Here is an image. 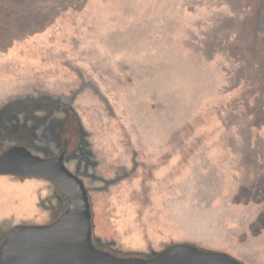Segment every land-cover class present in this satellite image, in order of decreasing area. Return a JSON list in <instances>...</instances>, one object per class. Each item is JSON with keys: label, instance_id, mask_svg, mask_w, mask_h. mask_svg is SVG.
<instances>
[{"label": "rangeland", "instance_id": "374dc122", "mask_svg": "<svg viewBox=\"0 0 264 264\" xmlns=\"http://www.w3.org/2000/svg\"><path fill=\"white\" fill-rule=\"evenodd\" d=\"M4 88L18 92L8 101L46 96L71 108L62 141L69 154L82 140L90 155L78 176L101 247H202L208 227H222L207 209L233 205L240 177L256 186L264 170V0H0ZM9 134L0 129V152L15 144ZM45 136L28 148L56 153ZM65 164L75 171V159ZM0 179L11 180L6 191L17 183L4 194L15 202H0V239L66 206L48 180L37 178L49 195L32 208L26 178Z\"/></svg>", "mask_w": 264, "mask_h": 264}, {"label": "water", "instance_id": "95a60500", "mask_svg": "<svg viewBox=\"0 0 264 264\" xmlns=\"http://www.w3.org/2000/svg\"><path fill=\"white\" fill-rule=\"evenodd\" d=\"M0 175L48 180L66 201L50 222L12 226L0 241V264H244L227 252L189 242L170 243L146 255H122L99 247L88 189L66 166L62 152L42 156L25 145H11L0 152Z\"/></svg>", "mask_w": 264, "mask_h": 264}, {"label": "crops", "instance_id": "0c3cea01", "mask_svg": "<svg viewBox=\"0 0 264 264\" xmlns=\"http://www.w3.org/2000/svg\"><path fill=\"white\" fill-rule=\"evenodd\" d=\"M16 91L15 89L12 91L7 88L1 90L0 104L7 102L14 96V93L17 94L18 92L16 93ZM27 178L21 184H27L31 187V190L25 196L24 201L30 204L32 208L34 205L38 207L42 201L41 199L49 195V187L41 183V181H37L40 179ZM242 178L240 177L239 188L236 189H241V196L237 202L235 200L233 205L228 206L225 201L224 204L215 205L207 209L210 210L209 213H213L216 210L215 212L218 213V218L222 222V227L216 229L208 227L207 233H209V237L202 239L207 241V244L202 247L227 252L244 264H264V211L261 210L264 203V170H260V174L250 180L251 183H257L256 186H248V179L242 181ZM10 181L8 179H0V188H4L6 184L11 183ZM13 182L16 184L14 185L15 187H11V190L7 191L4 188V193L3 191L0 192V202H15V199L7 198L16 192L17 183ZM243 182L246 185H243ZM222 192L226 197L229 194V188L224 187ZM5 193H8L7 197L4 196ZM1 196L6 199L2 200ZM23 207H25L24 204ZM43 212L41 214L45 215V212ZM97 237L100 238L99 235Z\"/></svg>", "mask_w": 264, "mask_h": 264}, {"label": "flooded vegetation", "instance_id": "af4514ba", "mask_svg": "<svg viewBox=\"0 0 264 264\" xmlns=\"http://www.w3.org/2000/svg\"><path fill=\"white\" fill-rule=\"evenodd\" d=\"M37 111L42 112V114L38 115ZM58 111L63 113L61 117L55 115V112ZM73 115L69 105L60 100L46 96L16 98L0 106V129L8 131L10 134L6 137L13 139L15 144L26 147L34 143V139L47 135L45 138L48 146L50 142H54L58 149L56 153L53 150L45 149L46 156L62 152L65 163L72 157L76 160V173L84 174L88 164L92 162L88 152L81 148L82 140L79 148L76 147L80 153H76V149H72L69 154L68 148L62 141L64 134L68 132V117ZM96 244L101 245L97 241Z\"/></svg>", "mask_w": 264, "mask_h": 264}, {"label": "trees", "instance_id": "16d2710c", "mask_svg": "<svg viewBox=\"0 0 264 264\" xmlns=\"http://www.w3.org/2000/svg\"><path fill=\"white\" fill-rule=\"evenodd\" d=\"M64 208H65V206H64ZM63 208V209H64ZM6 233H7V231L4 233V235L2 236V238H1V240L4 238V236L6 235ZM99 247H101L100 245H98ZM103 248V247H102Z\"/></svg>", "mask_w": 264, "mask_h": 264}]
</instances>
